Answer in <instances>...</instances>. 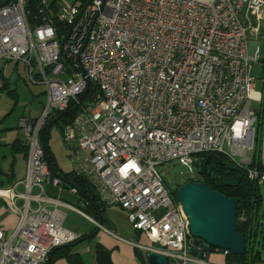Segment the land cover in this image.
<instances>
[{"label": "built area", "instance_id": "1", "mask_svg": "<svg viewBox=\"0 0 264 264\" xmlns=\"http://www.w3.org/2000/svg\"><path fill=\"white\" fill-rule=\"evenodd\" d=\"M26 2L0 7V61L21 63L30 84L45 86V103L38 116L18 120L26 167L0 189L19 215L12 232L0 228V264H45L52 248L73 242L65 209L97 225L47 194L46 186L62 181L48 169L41 130L71 103L78 111L62 130L70 171L86 178L102 204L126 212L148 240L135 246L168 264H223L190 235L188 216L156 167L176 161L191 168L199 154L218 153L264 187V166L250 165L264 0H89L60 2L54 12L41 0L31 17Z\"/></svg>", "mask_w": 264, "mask_h": 264}, {"label": "trees", "instance_id": "2", "mask_svg": "<svg viewBox=\"0 0 264 264\" xmlns=\"http://www.w3.org/2000/svg\"><path fill=\"white\" fill-rule=\"evenodd\" d=\"M10 1V0H9ZM41 0H27L25 4V9L30 13V17L33 13H36V6L40 3ZM61 0H49V7L51 8L52 12H54L58 5L60 4ZM89 0H73L74 3L83 6ZM51 23L55 26L57 30H66V26L55 20V18L50 17ZM3 79V78H2ZM3 87V86H2ZM12 93V92H9ZM262 97L260 103L255 107L256 109V131H255V141H254V151L252 154V161L251 166L257 165L258 168L262 167L260 161V152H261V142H262V135L264 130V83L262 84ZM78 111V107L75 104L71 103L66 111L65 116H63L60 120L55 123L60 125L61 130L66 123H69L73 117L75 116L76 112ZM56 116V115H55ZM53 116L52 118H54ZM51 118V119H52ZM48 131H44L41 135V141L44 146V151L46 154V161L48 165V169L52 176H60L62 177L63 181L60 184L65 189H75V193L79 195L80 203H75L74 206L87 216L97 220L96 212L91 205L94 203L96 208L98 209L100 215L101 210L104 204L99 201L98 195L96 194L93 186L88 183L86 178L82 176H77V179L74 181V185L71 187L70 185L66 184V181H71L75 176L72 171L64 172L62 171L56 161L55 158L48 146V139L49 134ZM14 145L18 147V151H21L27 154V144L25 141L21 143L18 139L13 142ZM200 158L198 165V175L204 177L207 183L216 191L221 193L222 195L237 199L236 204V230L244 237V253L241 256L234 255L228 251H214L217 255L218 252L220 253V259L216 260V257L211 258L216 262L223 263V264H259L260 262H264V257L262 252L264 250V215L263 218H258V211L262 204V197L258 190V184L256 188H253V181L247 178L246 172L243 171L244 175L241 178L240 182L236 186H213L210 183V179L206 176V174L201 169V164L205 157L207 156L206 153H202L198 155ZM211 157L214 160H211L207 163V167L210 172L219 179L233 181L236 179L237 172L239 169L229 160H227L224 156L218 153H211ZM1 173V170H0ZM188 181H199L198 179H187ZM206 183V184H207ZM173 195L175 196L174 192ZM66 201V200H63ZM96 227L94 226L93 229L89 232H93ZM251 229L250 239L248 241V232ZM84 234H79L77 238L80 236H84ZM95 236V235H94ZM93 236V237H94ZM92 237V238H93ZM260 237V242L262 243V252L260 251H253V244L256 239ZM76 238V239H77ZM75 239V240H76ZM74 240V241H75ZM73 242L62 244L52 248L49 252V264L55 263L59 259H64L66 264H82L81 258L78 253L74 252L75 246L72 245ZM95 264H112L110 258V250L105 248L100 243H97L95 246ZM212 255V254H211ZM136 256L139 258L142 264H146V255L139 250H136ZM211 260V261H212Z\"/></svg>", "mask_w": 264, "mask_h": 264}, {"label": "crops", "instance_id": "3", "mask_svg": "<svg viewBox=\"0 0 264 264\" xmlns=\"http://www.w3.org/2000/svg\"><path fill=\"white\" fill-rule=\"evenodd\" d=\"M0 66L2 67L1 71L3 78V87L0 86V90H6L8 88V84H10L9 79L4 74L6 71V64H3L0 61ZM7 91L8 93L12 92L10 94H13V96H15V91ZM257 96V101L259 104L261 101L262 93ZM3 120L4 119L2 118L0 119V124ZM22 136V130L19 128L18 122L15 127L0 126V189L11 186L15 181L23 178L25 174L26 156L23 152L18 151V147L13 144V142L17 139L21 143H23L24 137ZM261 148L262 159L260 161L262 166H264V130L262 135ZM53 156L56 157L55 155ZM69 171L70 167L68 171L64 172ZM46 189L48 195L59 198L60 200H66L65 202L71 204L72 206H74L75 203H80L79 195L75 192H72L71 189H65L61 185H48L46 186ZM1 195L2 194L0 193V228L6 234H9L14 230L19 215L17 212L11 210L6 205ZM101 218L102 227L95 234V236L93 238L91 237L89 239L79 242L74 248V252L79 254L82 264H95L94 253L95 246L97 243H100L105 248L110 250V258L112 264H142L139 258L136 256V250H139L144 254L145 252L136 247L135 244H148V240L141 231L134 230L130 226L126 212L116 204H111L108 206L104 205L101 210ZM90 222L91 227L85 232H80L70 228L68 229L74 231L75 233H77V235L84 233L88 234L94 226L96 227V225L92 221ZM111 233L119 236L120 238H116ZM217 257L218 258H216V260H219L220 257ZM53 264H66V261L64 259H59Z\"/></svg>", "mask_w": 264, "mask_h": 264}, {"label": "water", "instance_id": "4", "mask_svg": "<svg viewBox=\"0 0 264 264\" xmlns=\"http://www.w3.org/2000/svg\"><path fill=\"white\" fill-rule=\"evenodd\" d=\"M6 3V0L0 1V7ZM89 80L87 79V86ZM87 93V88L80 95L79 99H82ZM67 110H63L54 118L45 123L41 130V135L44 131H48L50 127L60 120ZM40 135V139H41ZM42 140V139H41ZM211 157V153L207 154L201 164V169L206 176L212 181V185H225L236 186L240 182L244 173L242 170L237 172L236 179L233 181L221 180L215 183V176L210 172L207 167V163ZM63 181L62 177L57 176ZM77 176H74L71 181H66V184L71 187L74 185V181ZM256 181L253 182V188H256ZM175 198L182 205L183 210L188 216L189 220V232L194 238L202 240L205 244L203 246L204 251L213 252L215 249L219 251H228L234 255L241 256L244 253V237L236 230V204L237 199L229 198L218 191L214 190L210 185L198 182L188 181L184 182L175 190ZM96 215L97 225L93 232L84 236H80L72 245L75 246L79 242L93 237L99 229L102 227V218L94 203H91ZM251 229L248 232V241L250 239ZM189 252L193 255H203V252L197 253V251L189 247ZM50 256L45 264H49ZM147 264H168L167 257L160 253L147 252L146 253Z\"/></svg>", "mask_w": 264, "mask_h": 264}, {"label": "rangeland", "instance_id": "5", "mask_svg": "<svg viewBox=\"0 0 264 264\" xmlns=\"http://www.w3.org/2000/svg\"><path fill=\"white\" fill-rule=\"evenodd\" d=\"M60 2L63 4H71L73 3V0H61ZM258 43L261 48L260 56L263 57L264 39H259ZM5 69L6 71L4 74L9 79L10 84H8V88L6 90H0V119H4L0 126L15 127L20 116L36 117L41 113L45 103V86L42 83L30 84L25 78L21 63L15 64L14 62H6ZM252 74L255 77V81L250 98L253 106L256 107L258 104L257 95L262 92L261 79L264 76L263 70L259 64H253ZM7 90H11L13 92L15 91V96L8 93ZM48 134V145L53 155L56 156L54 158L58 167L64 171H68L70 167L68 156L70 150L63 141V134L60 125L58 123H54L50 127ZM22 137H24V135ZM156 168L163 178L165 187L170 192H175L179 185L186 182L187 179H197L199 176L197 173L198 165H196V163L192 165L191 168H188L176 161H170L160 164ZM258 190L262 197V204L258 211V218L261 219L263 218L262 215H264V187L262 184H258ZM65 214L66 217L63 223L64 227L80 232H85L91 227L90 220L82 214H79L71 209H65ZM261 244L260 237H258L253 244V251L262 252ZM215 253L208 255V259L214 258L213 256L216 258H218L217 256L221 257L219 252V255ZM259 264H264V262H260Z\"/></svg>", "mask_w": 264, "mask_h": 264}, {"label": "flooded vegetation", "instance_id": "6", "mask_svg": "<svg viewBox=\"0 0 264 264\" xmlns=\"http://www.w3.org/2000/svg\"><path fill=\"white\" fill-rule=\"evenodd\" d=\"M211 160H214V158H213V157H210L208 163H209ZM197 179L199 180L198 182H202V183H205V184L208 182V181H206V179H205L204 177H202V176H200V175L198 176ZM222 180H223V179H222ZM214 181H215V183H217V182L221 181V179L215 177V180H214ZM210 183L213 184L212 181H210ZM207 184L209 185V183H207ZM216 186H219V185H216Z\"/></svg>", "mask_w": 264, "mask_h": 264}, {"label": "bare ground", "instance_id": "7", "mask_svg": "<svg viewBox=\"0 0 264 264\" xmlns=\"http://www.w3.org/2000/svg\"><path fill=\"white\" fill-rule=\"evenodd\" d=\"M74 3V2H73Z\"/></svg>", "mask_w": 264, "mask_h": 264}]
</instances>
